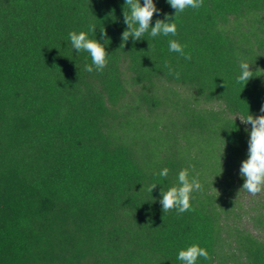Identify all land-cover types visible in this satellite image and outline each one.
I'll use <instances>...</instances> for the list:
<instances>
[{"label":"trees","instance_id":"16d2710c","mask_svg":"<svg viewBox=\"0 0 264 264\" xmlns=\"http://www.w3.org/2000/svg\"><path fill=\"white\" fill-rule=\"evenodd\" d=\"M154 3L153 27L175 14ZM124 7L0 0V264H182L193 244L212 257L197 264H264V192H239L240 119L264 105V0H203L175 18L176 36L149 29L123 47ZM71 31L104 44L102 72L84 70ZM185 168L203 191L164 214L160 191Z\"/></svg>","mask_w":264,"mask_h":264},{"label":"clouds","instance_id":"9594fccd","mask_svg":"<svg viewBox=\"0 0 264 264\" xmlns=\"http://www.w3.org/2000/svg\"><path fill=\"white\" fill-rule=\"evenodd\" d=\"M167 3L175 10L174 16L165 14L164 19L155 20V25L153 27L151 25L154 14L158 15L161 12L154 3V0H143V6L140 0H125L123 19L127 27L121 36V46L124 47L130 39L133 42L141 40L142 36L149 32V29V34L152 38L159 35L165 37L171 35L174 37L177 35L175 18L188 8L199 9L203 6V0H167ZM89 32L95 35L96 26L90 25ZM100 33L101 40H106L107 34L105 30L100 31ZM68 36L73 50L77 53L85 51L90 55L91 64L85 65L84 70L86 72H102L107 67L109 54L104 44L96 39H90L88 33L83 31L79 33L71 31ZM184 47H186V45L182 46L176 40L169 41L170 52L179 53L184 59L190 61L192 57L190 54L186 55L184 53ZM166 67L170 66L166 64ZM239 68L240 75L236 78V82L246 85L247 82L253 78L254 72L250 70V64L243 60L240 62ZM257 70L261 71L259 69ZM169 75H174L176 79L180 78L178 72L174 73L171 70L169 71ZM260 113L261 115L259 116L248 114L246 119H240L242 124L251 125V131L249 133L250 139L248 140V157L241 163L239 169L240 176L244 180L239 192L245 191L252 197H257L258 194L264 192V105L261 106ZM245 130L247 131V128ZM168 172L169 170L164 168L160 171L159 175L166 178ZM156 187L157 184H151L147 187V191L152 194ZM214 190L216 191V189ZM202 191L203 186L198 176H190L187 168L180 170L178 173V186H172L166 192L162 189L160 191L161 199L159 203L162 205V212L165 214L175 209L178 214H183L189 211L192 207V194ZM200 257L205 260L212 259L205 248L193 244L187 249L179 251L177 259L181 261L182 264H197V260Z\"/></svg>","mask_w":264,"mask_h":264}]
</instances>
